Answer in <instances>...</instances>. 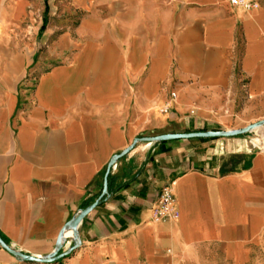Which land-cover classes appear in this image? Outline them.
<instances>
[{
  "label": "crops",
  "instance_id": "crops-1",
  "mask_svg": "<svg viewBox=\"0 0 264 264\" xmlns=\"http://www.w3.org/2000/svg\"><path fill=\"white\" fill-rule=\"evenodd\" d=\"M256 1L245 11L229 0H0L7 245L50 255L135 139L264 121V0ZM253 132L137 143L78 226L82 247L56 264H199V254L258 264L264 126ZM166 185L176 217L158 220ZM13 260L0 247V264Z\"/></svg>",
  "mask_w": 264,
  "mask_h": 264
},
{
  "label": "water",
  "instance_id": "water-1",
  "mask_svg": "<svg viewBox=\"0 0 264 264\" xmlns=\"http://www.w3.org/2000/svg\"><path fill=\"white\" fill-rule=\"evenodd\" d=\"M264 126V121L253 124L249 127H246L240 131L233 133H225L219 131H207V132H192V133H182V134H166L160 135L156 137H146L141 139H135L131 145V147L120 154L114 156L111 161L108 163L106 167L105 174L103 176V184L102 191L99 197L90 205L80 210L72 219H70L63 227L61 232L59 233L56 248L55 250L48 255L46 258H37L30 255L23 254L19 251L13 250L10 246L5 244L0 238V247L5 250L10 255L16 257L18 260L23 261L29 264H55L59 260L63 259L67 253H60L61 248L64 243V233L66 230L70 229L73 235V238L77 237V228L82 222V220L97 206H99L104 200V196L107 190V177L109 175L110 169L114 163H116L120 158L126 155L138 142L145 143H159V142H167V141H175V140H188V139H213V138H222V137H230V136H238L243 135L249 132H252L254 129Z\"/></svg>",
  "mask_w": 264,
  "mask_h": 264
},
{
  "label": "built area",
  "instance_id": "built-area-1",
  "mask_svg": "<svg viewBox=\"0 0 264 264\" xmlns=\"http://www.w3.org/2000/svg\"><path fill=\"white\" fill-rule=\"evenodd\" d=\"M229 3L232 7L245 11L252 10L257 6L256 0H229ZM153 215L158 220L176 217L175 200L170 185H166L161 189L153 209Z\"/></svg>",
  "mask_w": 264,
  "mask_h": 264
},
{
  "label": "rangeland",
  "instance_id": "rangeland-1",
  "mask_svg": "<svg viewBox=\"0 0 264 264\" xmlns=\"http://www.w3.org/2000/svg\"><path fill=\"white\" fill-rule=\"evenodd\" d=\"M32 1H37V0H32ZM257 4H258V2H257ZM44 19H42V21H43ZM24 24H30L29 23V21L28 20H26V21H24L23 22ZM29 26H32V25H29ZM34 27V26H33ZM32 33H33V30L32 31H30L29 30V33H28V36L30 37L31 35H32ZM200 132H206V131H200ZM252 133H256V132H253L252 131ZM188 140H190V139H188ZM175 141H178V140H175ZM167 142H170V141H167ZM138 143H140V142H138ZM192 143V142H191ZM114 165H115V163L112 165V167H111V169H110V171L112 170V168L114 167ZM105 174V173H104ZM109 175H110V172H109ZM108 175V176H109ZM163 188V187H162ZM161 188V189H162ZM161 191V190H160ZM106 193H107V190H106ZM160 193V192H159ZM105 197H106V194H105V196H104V198L103 199H105ZM158 199V198H157ZM75 216V215H74ZM73 216V217H74ZM72 217V218H73ZM65 239H64V243H63V246H62V248H61V251H60V253H62V254H66L67 253V255L63 258V259H66V258H69L70 256H72L77 250H79L81 247H82V244H81V241H80V239L78 238V236L76 237V238H73V235H72V233L70 234V236H65L64 237ZM9 246V245H8ZM14 250V249H13ZM5 251V250H4ZM9 254V253H8ZM10 255V254H9ZM11 257H12V259H14L13 261H14V264L15 263H17V264H29V263H25V262H23V261H20V260H18L16 257H14V256H12V255H10ZM199 257L201 258V260H202V262H200L199 264H225V263H223L222 262V260L220 259V258H218L217 257V259L215 260V261H212V260H210V259H207L208 257L207 256H201L200 254H199ZM63 259H61V260H59L57 263H60ZM16 261V262H15ZM56 264V263H55ZM258 264H264V254H261L260 253V255H259V263Z\"/></svg>",
  "mask_w": 264,
  "mask_h": 264
},
{
  "label": "trees",
  "instance_id": "trees-1",
  "mask_svg": "<svg viewBox=\"0 0 264 264\" xmlns=\"http://www.w3.org/2000/svg\"><path fill=\"white\" fill-rule=\"evenodd\" d=\"M214 139V138H213ZM200 141H206V140H211V139H198ZM162 143H166V142H159L158 144H162ZM104 175V172L101 174V177ZM109 190V176L107 177V191ZM0 238L2 239V241L7 244V241L6 239L0 235Z\"/></svg>",
  "mask_w": 264,
  "mask_h": 264
},
{
  "label": "bare ground",
  "instance_id": "bare-ground-1",
  "mask_svg": "<svg viewBox=\"0 0 264 264\" xmlns=\"http://www.w3.org/2000/svg\"><path fill=\"white\" fill-rule=\"evenodd\" d=\"M256 8H258V6H256L255 9ZM70 234H71V230L68 229V230L65 231L64 236H70Z\"/></svg>",
  "mask_w": 264,
  "mask_h": 264
}]
</instances>
